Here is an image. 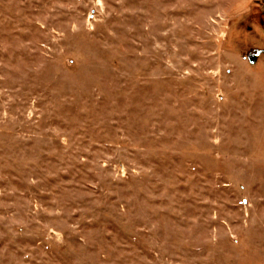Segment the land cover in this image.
I'll use <instances>...</instances> for the list:
<instances>
[{"label": "rangeland", "instance_id": "rangeland-1", "mask_svg": "<svg viewBox=\"0 0 264 264\" xmlns=\"http://www.w3.org/2000/svg\"><path fill=\"white\" fill-rule=\"evenodd\" d=\"M0 264H264V0H0Z\"/></svg>", "mask_w": 264, "mask_h": 264}]
</instances>
